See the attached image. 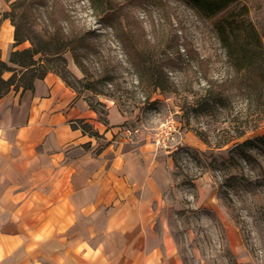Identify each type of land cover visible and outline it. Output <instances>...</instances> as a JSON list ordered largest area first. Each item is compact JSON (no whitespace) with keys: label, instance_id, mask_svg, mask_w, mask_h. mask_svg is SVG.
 <instances>
[{"label":"rangeland","instance_id":"rangeland-1","mask_svg":"<svg viewBox=\"0 0 264 264\" xmlns=\"http://www.w3.org/2000/svg\"><path fill=\"white\" fill-rule=\"evenodd\" d=\"M251 4L261 27L263 2ZM0 18L24 40L0 21L1 61L54 40L60 55L34 56L36 74H66L103 119L113 103L126 118L113 140L162 157L164 227L184 264H264V145L238 147L264 135V81L232 67L210 21L180 0H0Z\"/></svg>","mask_w":264,"mask_h":264},{"label":"crops","instance_id":"crops-1","mask_svg":"<svg viewBox=\"0 0 264 264\" xmlns=\"http://www.w3.org/2000/svg\"><path fill=\"white\" fill-rule=\"evenodd\" d=\"M105 106L55 73L0 99V264H184L164 227L167 167L113 140L126 118Z\"/></svg>","mask_w":264,"mask_h":264},{"label":"trees","instance_id":"trees-1","mask_svg":"<svg viewBox=\"0 0 264 264\" xmlns=\"http://www.w3.org/2000/svg\"><path fill=\"white\" fill-rule=\"evenodd\" d=\"M191 7L197 14L211 22L212 29L217 35L222 47L226 52L228 62L237 72L252 70L254 75L264 81V21L259 27L251 19L252 0H180ZM263 2V0H261ZM92 7L97 10V4L100 0H90ZM6 17H4L5 19ZM14 47L24 42L15 30L13 34ZM54 40L45 44L43 50L26 49L14 50L10 54L8 63L0 60V99L7 96L11 87H16L15 92H23L34 89L36 79H44L48 73L58 74L63 81L68 84L66 74L57 70L48 69L41 74H36L35 67L38 61L34 56L60 55L53 49ZM19 68L16 69L13 66ZM5 73H11L8 79H4ZM69 85V84H68ZM6 91L2 92V88ZM257 127V126H256ZM245 132L239 134L244 136ZM264 145V135L255 140H246L238 147L247 143ZM249 156H246L248 158Z\"/></svg>","mask_w":264,"mask_h":264},{"label":"built area","instance_id":"built-area-1","mask_svg":"<svg viewBox=\"0 0 264 264\" xmlns=\"http://www.w3.org/2000/svg\"><path fill=\"white\" fill-rule=\"evenodd\" d=\"M170 132H172V128L171 127L168 128V133L170 134ZM125 133L129 135V134H131V131L130 130H126ZM163 141H164V136L160 135L156 139V144L159 145Z\"/></svg>","mask_w":264,"mask_h":264}]
</instances>
